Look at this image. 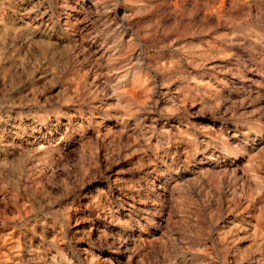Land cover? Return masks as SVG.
<instances>
[{
	"label": "rangeland",
	"instance_id": "374dc122",
	"mask_svg": "<svg viewBox=\"0 0 264 264\" xmlns=\"http://www.w3.org/2000/svg\"><path fill=\"white\" fill-rule=\"evenodd\" d=\"M0 264H264V0H0Z\"/></svg>",
	"mask_w": 264,
	"mask_h": 264
}]
</instances>
